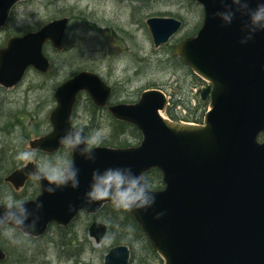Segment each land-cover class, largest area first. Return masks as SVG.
<instances>
[{
    "label": "water",
    "instance_id": "95a60500",
    "mask_svg": "<svg viewBox=\"0 0 264 264\" xmlns=\"http://www.w3.org/2000/svg\"><path fill=\"white\" fill-rule=\"evenodd\" d=\"M18 1L0 0V27ZM197 1L204 9L202 26L195 36L184 37L175 53L213 83L201 90L203 99L209 94L211 97L205 123L164 117L161 110L167 97L156 88L143 91L136 102L110 105L117 118L138 126L140 144L99 145L93 149L94 163L81 157L79 150H72L71 161L79 169V188L68 186L49 194L47 181L39 180L40 194L24 200L28 210L40 217L39 223L34 231L17 228L38 236L52 222L67 225L80 211L100 210L109 200L88 204L84 199L94 169L131 167L134 174L145 177V172L156 167L163 173L164 186L152 189L154 206L147 212H131L165 264H264V139L259 140L264 132V32H257L242 44L247 35L242 28L248 17L240 5L232 0ZM244 2L241 0V5ZM258 3L264 0H250V7L254 9ZM229 10L235 12V18L231 25H223L215 13ZM68 22L67 16L56 18L38 30L10 38L0 49V84L14 86L29 66L48 71L50 60L44 44L51 40L60 47ZM147 23L156 46L167 42L183 24L168 16H151ZM82 90L89 91L99 105H105L111 93V87L89 70L65 80L55 90L57 105L50 112L52 131L32 139L31 147L48 152L62 147L59 137L74 127L73 106ZM36 165L28 162L5 179L20 187ZM36 203L43 204L38 211ZM69 205L74 210L69 211ZM5 211L0 207V215ZM161 212L164 215L156 219ZM106 232L107 225L97 220L89 227L97 243L103 241ZM5 257L0 247V260ZM129 258L127 245H115L104 264H128Z\"/></svg>",
    "mask_w": 264,
    "mask_h": 264
},
{
    "label": "rangeland",
    "instance_id": "374dc122",
    "mask_svg": "<svg viewBox=\"0 0 264 264\" xmlns=\"http://www.w3.org/2000/svg\"><path fill=\"white\" fill-rule=\"evenodd\" d=\"M64 15L71 18V23L63 46L59 49L50 45L47 47L52 68L45 74L31 68L16 86L6 88L0 85V152L2 148L9 150L12 158L16 159L20 152L30 151L33 153L32 161L37 164L54 161L57 156L70 161L66 148L49 153L31 147L30 141L37 135L31 133L33 127L25 126V123L27 118H31L37 121L36 126L42 131L40 134L49 133L52 130L49 114L57 104L55 87L80 69L99 73L112 86L113 97L118 101L134 102L143 89L158 86L169 94V107L177 115H185L179 103L185 102L192 107L199 105L198 90L207 82L197 79L189 66L174 53L176 44L187 35L196 34L202 24L203 6L196 0L22 1L14 7L7 25L0 28V48L7 44L10 37L36 29ZM157 15L173 16L184 22L176 35L160 47L155 46L146 22L148 17ZM89 97L83 93L78 98L74 123L78 126H91L94 123L92 132L100 131L105 137L112 129L113 117L106 109H98L93 118ZM174 102L177 104L174 105ZM164 115L168 116L166 111ZM90 118H93V123L89 121ZM141 140H133L131 145H138ZM19 162L18 165L28 163ZM12 169L14 166L8 165L6 171L9 173ZM3 172L0 166V174ZM29 182L26 186L16 187L3 181L0 202L4 203V197L8 194L16 200L36 196L40 184L33 178ZM90 220L81 214L73 221L67 229L72 242L68 246L60 245L61 229L56 224L40 237L23 236L14 227L13 239L17 243L1 234L7 244L19 245L22 252L16 255L17 261L26 257L30 264H103L104 250L112 244L113 237L96 244L88 233ZM9 227L13 228L11 225ZM133 242L130 247L135 259L144 264H164L163 259L149 250L145 238Z\"/></svg>",
    "mask_w": 264,
    "mask_h": 264
},
{
    "label": "clouds",
    "instance_id": "9594fccd",
    "mask_svg": "<svg viewBox=\"0 0 264 264\" xmlns=\"http://www.w3.org/2000/svg\"><path fill=\"white\" fill-rule=\"evenodd\" d=\"M221 2L223 3L224 0ZM232 3L240 5L243 15L248 17L242 28V31L247 32V35L240 41L242 44H246L254 38L257 32H264V3H258L254 9L250 7V0H245L242 5L241 0H232ZM235 15V12L231 10L215 13V16L223 21V25H231ZM102 142L103 134L100 131L85 134L83 129L75 127L68 129L58 140V143L66 149L79 150V155L92 163L96 159L93 149L99 147ZM16 159L31 162L33 153L22 151ZM30 176L35 180H46L48 187L45 190L49 194H54L58 189L68 186L78 189L80 183L79 169L73 161L65 160L62 156H57L54 161L46 160L37 164ZM84 199L88 204L109 200L115 209L125 212L134 210L147 212L156 202L149 181L143 174H134L131 167L108 168L103 171L98 168L94 169L92 181ZM0 207L6 209L3 215H0V233L13 243H17L13 239L14 227L25 231L36 229L40 217L33 215L28 210L24 200H16L11 194H8L4 197V203ZM42 207V203H36L37 211ZM72 210H74V206L69 205V211ZM163 215V212L158 213L155 218L160 219ZM30 219L31 222L28 223ZM9 225L14 227L10 228Z\"/></svg>",
    "mask_w": 264,
    "mask_h": 264
},
{
    "label": "trees",
    "instance_id": "16d2710c",
    "mask_svg": "<svg viewBox=\"0 0 264 264\" xmlns=\"http://www.w3.org/2000/svg\"><path fill=\"white\" fill-rule=\"evenodd\" d=\"M90 101V100H89ZM187 103L183 102L184 106H188V112L187 115L184 116L187 120H201L204 111L206 110V103H200L199 106L196 108L186 105ZM91 114L94 118V116L98 113V107H96L91 101ZM168 113L170 116L174 118H179L177 115L173 113L171 109L168 110ZM23 118V117H22ZM93 118L90 122L93 123ZM22 120V119H21ZM19 121L23 123V121ZM112 120V129L110 130L109 135L103 137V142L101 144L103 145H112V146H128L133 144V140L141 139V132L140 130L133 124L125 121H120L115 118H111ZM27 123H25V126H29L32 128L31 133L40 134L42 131L37 125V121L32 120L31 118H27ZM6 123V122H5ZM94 125V123L92 124ZM92 125L91 126H83L88 133L92 132ZM32 126V127H31ZM36 126V127H35ZM30 132L28 134H30ZM130 139V140H129ZM135 144V143H134ZM69 150V149H68ZM0 166L2 168L3 174H0V178H2L6 173V169L8 165L10 166H18L20 163L15 158L13 159L11 154H9V150L1 149L0 152ZM10 158V159H9ZM8 164V165H7ZM146 178L149 181V184L152 188H160L163 186V179H162V173L157 168H152L146 173ZM3 200V199H2ZM102 213V216H101ZM97 215H94L93 217H96ZM99 218L106 222L108 224V233L107 238H112V244H119V243H125L130 245H133V241L135 239H143L145 238L147 240V244L149 246V250L158 256L157 252L152 249V247L149 244V241L146 237L145 232L143 231L141 225L137 222V220L133 217L131 212H125L122 210H117L112 206V203H107L103 209L100 211V214H98ZM88 218H90L89 215H87ZM62 232H60L59 237L61 238L60 245L62 246H68L69 244H72L70 242V238L68 237L69 230L68 228H61ZM133 239V241L131 240ZM11 244V243H10ZM7 244L6 241L3 240V235L0 234V245L7 251V258L0 262V264H30L26 257H23L22 259H19L17 261V254L21 253L19 245H10ZM19 250H17V249ZM105 249L104 251H106ZM21 255V254H19ZM16 256L15 258H13ZM22 256V255H21ZM140 262V261H139Z\"/></svg>",
    "mask_w": 264,
    "mask_h": 264
}]
</instances>
